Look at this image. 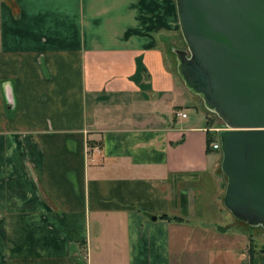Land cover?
I'll list each match as a JSON object with an SVG mask.
<instances>
[{
    "label": "crops",
    "instance_id": "0c3cea01",
    "mask_svg": "<svg viewBox=\"0 0 264 264\" xmlns=\"http://www.w3.org/2000/svg\"><path fill=\"white\" fill-rule=\"evenodd\" d=\"M178 31L175 0H0V264H264Z\"/></svg>",
    "mask_w": 264,
    "mask_h": 264
},
{
    "label": "water",
    "instance_id": "95a60500",
    "mask_svg": "<svg viewBox=\"0 0 264 264\" xmlns=\"http://www.w3.org/2000/svg\"><path fill=\"white\" fill-rule=\"evenodd\" d=\"M186 86L229 127L220 131L226 208L264 228V0H175Z\"/></svg>",
    "mask_w": 264,
    "mask_h": 264
},
{
    "label": "rangeland",
    "instance_id": "374dc122",
    "mask_svg": "<svg viewBox=\"0 0 264 264\" xmlns=\"http://www.w3.org/2000/svg\"><path fill=\"white\" fill-rule=\"evenodd\" d=\"M172 43L175 45V47L179 49H187V44L185 42L183 34L180 31L172 35ZM198 97L200 98L201 102L198 101L200 105L198 109L196 108L193 109V113L197 114V111L203 112L204 110L207 115L206 120H207V123L209 124L208 126H210L208 129L211 131L210 133L213 139L214 140L220 139V131L226 130L229 127L223 122V120L216 113H214L213 111H211L210 109L206 107L204 101L202 100L200 96ZM213 151H216V152L210 153L211 155L209 156V159L211 160V159H214L215 157L220 158L219 159V162H220L219 174L221 175L224 184L227 185L228 178L222 169V161H223L222 151L220 149L213 150ZM223 206L225 207L224 200H223ZM231 215L232 214L230 213L229 214L227 213L226 215L222 214L221 224L226 225L225 227H228V226L234 227L236 231L238 230V232H242L244 238L252 239V240L254 239L256 243H259L258 245H261L264 247V228L262 226H250L248 223L236 218L235 216H234L235 218L233 219V216Z\"/></svg>",
    "mask_w": 264,
    "mask_h": 264
},
{
    "label": "built area",
    "instance_id": "2783aa9c",
    "mask_svg": "<svg viewBox=\"0 0 264 264\" xmlns=\"http://www.w3.org/2000/svg\"><path fill=\"white\" fill-rule=\"evenodd\" d=\"M187 114L186 113H182V116H186ZM221 140L220 139H216V140H214L213 139V141L211 142V149L212 150H221Z\"/></svg>",
    "mask_w": 264,
    "mask_h": 264
},
{
    "label": "trees",
    "instance_id": "16d2710c",
    "mask_svg": "<svg viewBox=\"0 0 264 264\" xmlns=\"http://www.w3.org/2000/svg\"><path fill=\"white\" fill-rule=\"evenodd\" d=\"M208 124V123H207ZM209 125V124H208ZM213 141V137L211 135V133L208 135V138H207V150L208 152H210L212 149H211V142ZM175 219H177L178 221H182L183 219L181 217H174Z\"/></svg>",
    "mask_w": 264,
    "mask_h": 264
}]
</instances>
